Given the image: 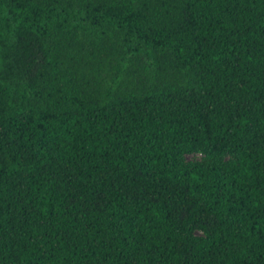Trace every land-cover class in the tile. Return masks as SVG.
Masks as SVG:
<instances>
[{
  "label": "trees",
  "instance_id": "obj_1",
  "mask_svg": "<svg viewBox=\"0 0 264 264\" xmlns=\"http://www.w3.org/2000/svg\"><path fill=\"white\" fill-rule=\"evenodd\" d=\"M0 264H264V0H0Z\"/></svg>",
  "mask_w": 264,
  "mask_h": 264
},
{
  "label": "rangeland",
  "instance_id": "obj_2",
  "mask_svg": "<svg viewBox=\"0 0 264 264\" xmlns=\"http://www.w3.org/2000/svg\"><path fill=\"white\" fill-rule=\"evenodd\" d=\"M234 157H235V154L233 153H226L216 158H209L208 156L199 154V153H188V154L183 155L181 158L185 162L201 161V160H206V161H211V162H222V161L233 159ZM191 236L203 237V233L198 230H194L191 233Z\"/></svg>",
  "mask_w": 264,
  "mask_h": 264
}]
</instances>
